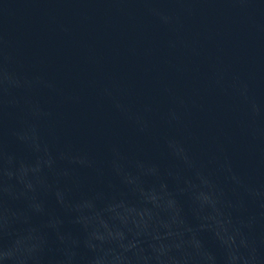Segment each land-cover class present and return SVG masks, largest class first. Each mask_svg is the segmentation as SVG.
<instances>
[{"label":"clouds","instance_id":"9594fccd","mask_svg":"<svg viewBox=\"0 0 264 264\" xmlns=\"http://www.w3.org/2000/svg\"><path fill=\"white\" fill-rule=\"evenodd\" d=\"M14 62L0 41V264H264V181L237 171L222 147L203 160L185 140L168 136L175 163L161 168L112 142L106 163L115 183L106 181L104 164L62 143L53 112L34 99L42 90L56 93L55 83ZM114 87L101 95L149 135L153 107L134 110L113 95ZM243 95L247 100L246 88ZM186 107L173 96L161 119L181 128ZM13 111L18 123L8 129ZM248 116L264 119V107L250 101ZM258 134L264 138L253 129V139ZM9 137L20 151L9 148ZM82 171L103 187L88 186ZM49 196L63 215L48 209Z\"/></svg>","mask_w":264,"mask_h":264}]
</instances>
